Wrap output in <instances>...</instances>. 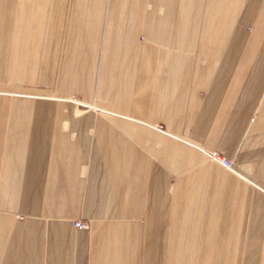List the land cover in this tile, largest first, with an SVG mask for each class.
I'll use <instances>...</instances> for the list:
<instances>
[{
	"label": "crops",
	"instance_id": "1",
	"mask_svg": "<svg viewBox=\"0 0 264 264\" xmlns=\"http://www.w3.org/2000/svg\"><path fill=\"white\" fill-rule=\"evenodd\" d=\"M0 264H264V0H0Z\"/></svg>",
	"mask_w": 264,
	"mask_h": 264
},
{
	"label": "rangeland",
	"instance_id": "2",
	"mask_svg": "<svg viewBox=\"0 0 264 264\" xmlns=\"http://www.w3.org/2000/svg\"><path fill=\"white\" fill-rule=\"evenodd\" d=\"M64 35H51V40L49 43V50L48 53L47 49L45 51L46 56L43 57V60L46 62L47 64V75L50 76L53 73H56L57 69H58V64L60 63V59H57V64L55 63V56H54V50L55 47L60 45V43L62 42ZM56 58H60V55H57ZM54 68L56 69V71H54ZM15 84H17V82L15 81ZM24 87H27V85H23ZM40 89H44V90H49L52 91L53 90V85H41L39 87ZM52 93V92H51ZM50 96V95H49ZM68 98H70L69 100L75 104L76 107V111L77 113H80L82 111H86L88 109H90L91 107L96 108L95 106L91 105L92 103H83L81 101H79L77 99V96L75 95H70ZM157 128L161 129L159 125H156ZM201 148V147H200ZM210 153V152H207ZM215 153V152H214ZM207 159H210L207 155ZM231 169V168H230ZM17 218H20V215L16 216ZM76 220V219H75ZM81 221H83L84 223H86V228H88L90 220L89 219H79ZM73 223V221H72ZM85 229V228H84Z\"/></svg>",
	"mask_w": 264,
	"mask_h": 264
},
{
	"label": "built area",
	"instance_id": "3",
	"mask_svg": "<svg viewBox=\"0 0 264 264\" xmlns=\"http://www.w3.org/2000/svg\"><path fill=\"white\" fill-rule=\"evenodd\" d=\"M208 157L212 160H216L222 167H224L225 169H230L231 168V161L228 159H225L223 157L218 156L216 153L214 152H210L207 153ZM73 227L75 228H79V229H84L86 228V223H84L83 221L76 219L73 220Z\"/></svg>",
	"mask_w": 264,
	"mask_h": 264
}]
</instances>
